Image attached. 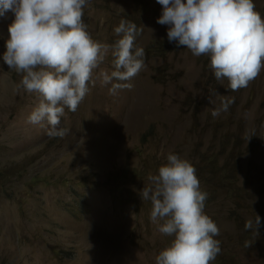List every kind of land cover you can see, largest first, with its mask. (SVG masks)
I'll return each mask as SVG.
<instances>
[{
	"label": "rangeland",
	"instance_id": "1",
	"mask_svg": "<svg viewBox=\"0 0 264 264\" xmlns=\"http://www.w3.org/2000/svg\"><path fill=\"white\" fill-rule=\"evenodd\" d=\"M253 2L264 18V0ZM162 11L157 0H88L83 20L93 40L114 44L125 19L142 29L135 44L148 51L134 87L116 95L98 76L114 70L109 51L77 111L65 108L63 137L28 123L39 94L3 61L14 15L0 18V264H156L174 236L159 232L164 221H151L152 203L140 193L169 153L195 166L208 193L204 212L223 236L232 230L250 244L257 232L245 222L256 214L264 230V68L233 92L215 79L209 56L169 43L168 26L157 23ZM227 240L240 262L264 264L261 251Z\"/></svg>",
	"mask_w": 264,
	"mask_h": 264
},
{
	"label": "clouds",
	"instance_id": "2",
	"mask_svg": "<svg viewBox=\"0 0 264 264\" xmlns=\"http://www.w3.org/2000/svg\"><path fill=\"white\" fill-rule=\"evenodd\" d=\"M87 2L0 0V18H7L8 13L14 15L8 25L3 61L23 74L20 85L27 93L39 94V103L28 116V123H46L49 136L65 135L60 127L65 108L77 111L90 90L89 82L95 84L94 71L109 51L114 70H101L98 76L102 84L111 85V95L131 90L134 85L129 81L145 67L148 49L135 44L142 29L122 19L114 28L120 36L114 44L95 41L83 20ZM157 2L163 9L157 23L168 26L169 43L185 47L196 57L209 56L215 79L226 78L233 92L247 88L264 68V18L256 11L253 0ZM232 103L234 98L222 101L212 116L227 111ZM229 131L231 137L243 136L237 127ZM196 171L190 161L169 153L158 174L148 177L151 186H145L140 193L142 200L152 203L151 221H164L159 232L174 236L172 243L156 256V264H263L262 258L258 262H240L246 258L226 250L230 237L264 256L259 215L254 223L245 222L246 230L254 228L257 232L250 244H243L240 235H233L232 230L223 236L220 222L204 212L208 193L201 190Z\"/></svg>",
	"mask_w": 264,
	"mask_h": 264
},
{
	"label": "trees",
	"instance_id": "3",
	"mask_svg": "<svg viewBox=\"0 0 264 264\" xmlns=\"http://www.w3.org/2000/svg\"><path fill=\"white\" fill-rule=\"evenodd\" d=\"M35 177V176H34Z\"/></svg>",
	"mask_w": 264,
	"mask_h": 264
}]
</instances>
